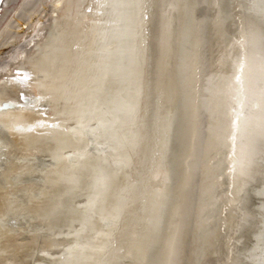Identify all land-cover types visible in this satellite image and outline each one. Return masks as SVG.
<instances>
[{
  "label": "bare ground",
  "instance_id": "1",
  "mask_svg": "<svg viewBox=\"0 0 264 264\" xmlns=\"http://www.w3.org/2000/svg\"><path fill=\"white\" fill-rule=\"evenodd\" d=\"M127 2L0 0V264H257L259 0ZM17 72L58 128L3 107Z\"/></svg>",
  "mask_w": 264,
  "mask_h": 264
},
{
  "label": "snow or ice",
  "instance_id": "2",
  "mask_svg": "<svg viewBox=\"0 0 264 264\" xmlns=\"http://www.w3.org/2000/svg\"><path fill=\"white\" fill-rule=\"evenodd\" d=\"M259 5H260V10L261 12H264V0H259ZM118 7H126V8H131L133 6H140L137 3H135V0H129L127 3H122L120 5H117ZM147 16H143V19H147ZM124 70L118 71L115 75L117 79H124L126 77L122 76V72ZM15 79L17 83L21 84L23 87L18 90L15 94L14 99H11L8 101L7 104H4V108L8 107H16L21 110L25 108H31L33 109L39 116V118L36 121V124L33 126H30L28 128L29 131L33 129V127H39V128H58L60 125L59 124H45L43 122V118H46L48 115V109L46 107H41V102L50 100L51 97L45 96V95H36L34 98L29 95L28 91H26V88L29 84L30 81L34 79L32 75L26 72H17ZM122 94H117V96L113 97L109 102H108V108H109V115L113 117V120L108 122V123H102L97 125V129L91 130L93 133L98 131L99 129H115L116 124L122 120V116L125 115L126 113H130L134 111L133 105H131L129 102H124L123 100L120 99V96ZM91 102V101H89ZM9 127H12L14 131H21L22 129L15 128L14 125H9ZM72 157H66V159H71ZM72 181L69 179L66 181V183H71ZM105 183V178L102 172L98 173L97 175V180L96 184L98 187H103ZM260 240V245L256 249L260 254L258 256H254L253 259L257 262V264H264V227H262L261 230V235L258 237Z\"/></svg>",
  "mask_w": 264,
  "mask_h": 264
}]
</instances>
